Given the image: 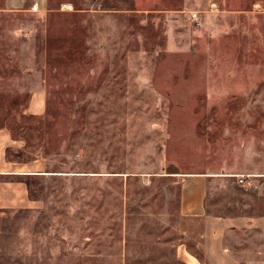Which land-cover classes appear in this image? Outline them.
Returning a JSON list of instances; mask_svg holds the SVG:
<instances>
[{
	"label": "rangeland",
	"instance_id": "1",
	"mask_svg": "<svg viewBox=\"0 0 264 264\" xmlns=\"http://www.w3.org/2000/svg\"><path fill=\"white\" fill-rule=\"evenodd\" d=\"M0 128L43 173L0 264H180L190 173L211 211L264 213V0H0Z\"/></svg>",
	"mask_w": 264,
	"mask_h": 264
},
{
	"label": "crops",
	"instance_id": "2",
	"mask_svg": "<svg viewBox=\"0 0 264 264\" xmlns=\"http://www.w3.org/2000/svg\"><path fill=\"white\" fill-rule=\"evenodd\" d=\"M46 2L4 0L7 9L40 8ZM35 98L40 102L42 95ZM14 144L7 131L0 128V211L39 207L21 176L43 173L30 162L8 160L6 150ZM210 176L212 173H190L182 183L176 224L182 241L175 248L179 263L264 264V213L211 211L207 188Z\"/></svg>",
	"mask_w": 264,
	"mask_h": 264
},
{
	"label": "built area",
	"instance_id": "3",
	"mask_svg": "<svg viewBox=\"0 0 264 264\" xmlns=\"http://www.w3.org/2000/svg\"><path fill=\"white\" fill-rule=\"evenodd\" d=\"M190 18L196 27L201 25L200 15L197 11L191 12ZM235 176L237 177L238 182L241 186L247 187V186H250L252 183V180L250 179V177H254L255 175L248 174V173H246V174L240 173V174H236Z\"/></svg>",
	"mask_w": 264,
	"mask_h": 264
},
{
	"label": "trees",
	"instance_id": "4",
	"mask_svg": "<svg viewBox=\"0 0 264 264\" xmlns=\"http://www.w3.org/2000/svg\"><path fill=\"white\" fill-rule=\"evenodd\" d=\"M31 175L30 174H26V178H24V181L26 182V184L28 185V189H29V181H28V177H30Z\"/></svg>",
	"mask_w": 264,
	"mask_h": 264
}]
</instances>
